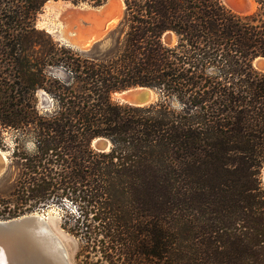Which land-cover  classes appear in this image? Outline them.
Here are the masks:
<instances>
[{
	"label": "trees",
	"instance_id": "16d2710c",
	"mask_svg": "<svg viewBox=\"0 0 264 264\" xmlns=\"http://www.w3.org/2000/svg\"><path fill=\"white\" fill-rule=\"evenodd\" d=\"M48 1L0 0V220L60 206L80 264H264V0H123L101 54L38 30Z\"/></svg>",
	"mask_w": 264,
	"mask_h": 264
},
{
	"label": "water",
	"instance_id": "95a60500",
	"mask_svg": "<svg viewBox=\"0 0 264 264\" xmlns=\"http://www.w3.org/2000/svg\"><path fill=\"white\" fill-rule=\"evenodd\" d=\"M113 31L114 29L100 41L84 48V51H90L97 43L106 42ZM253 65L255 68L258 66L259 69H264V58L255 59ZM113 96L122 104L136 107L148 106L158 100L156 91L145 86L128 88L114 93ZM92 146L95 150L104 152L109 149L110 142L104 138H98L94 140ZM8 155V152L0 149V177L7 168ZM14 249L18 250L15 254L11 252ZM0 264L71 263L65 245L56 235L47 218L44 215L31 213L0 220Z\"/></svg>",
	"mask_w": 264,
	"mask_h": 264
},
{
	"label": "rangeland",
	"instance_id": "374dc122",
	"mask_svg": "<svg viewBox=\"0 0 264 264\" xmlns=\"http://www.w3.org/2000/svg\"><path fill=\"white\" fill-rule=\"evenodd\" d=\"M51 1H53V2H58V1L60 2L61 1V2H64V3H69L74 8L80 9L82 12H88L90 10H93V9L95 10L96 9L97 11H95L94 13L99 14L100 13L99 12L100 8L103 7L104 5H106L110 0H103V3L101 5H99V6H97L95 4V1H89V0H82L78 4H73L70 1H64V0H57V1L51 0ZM221 1L223 2V0H221ZM228 1H229L228 3H225V2L223 3L225 5V7L227 9L231 10L232 12H234L236 14H239V15H250V14L254 13L256 11V9H257V5L254 3V1H253V4L248 2V0H228ZM230 2L235 3L239 8L238 7H234L233 8V6L230 5L231 4ZM124 11H125V6L123 8V15H122V17L120 19V22L114 28V31L112 32L110 37L107 38V41L95 44L94 47L90 51L93 50L94 53L101 54V53L107 51L111 47L113 42L120 35V29H121L120 27H121V23H122L123 18H124ZM107 12H109V11H107ZM60 14L61 13H59V12L48 10L46 8V6L44 5V7L41 9L40 12H38V14L36 16L35 25H36V28L38 30H41V31L47 33L51 37L53 42H55L56 44H59L60 46L65 45L67 47H71L70 45H68V43L66 41H64L61 38H59V33L63 32V31L64 32L67 31V29H66L67 27L64 25L63 21H61ZM82 20H83L82 21V25L85 26V28L87 29L88 33L94 31V33L96 34V32L98 30H99V32H101L102 30L106 29V28H104L105 27L104 26V27H102V30H101V27H99V29L93 30V28H90V27H92L91 23L85 21L84 19H82ZM90 30H92V31H90ZM49 31L50 32L51 31L54 32L56 35L54 33L53 34L49 33ZM106 35H104V36H106ZM259 71H261V70H259ZM53 72H55V71H53ZM40 98H41L40 100H43V105H45L47 103L48 99L46 97H41V96H40ZM113 99L115 100L114 96H113ZM4 136H6L7 140L8 139L10 140L11 133H5ZM263 176H264V166H263L262 171H261V181H262V186L264 188ZM10 185H11L10 182H7V181L1 182L0 181V189H8V188H10ZM65 206H66V208H68L70 210H75L74 206L71 205L69 202H66ZM33 213L44 215L47 218V220L49 221V223H50L51 227L53 228L54 232L56 233V235L61 239V241L65 245V248H66V250L68 252L70 263L71 264H80V261L77 259V254H78L79 248H80L79 241L76 238H74L73 236H71L70 234H68L67 232H65L61 228V217H62V214H63L62 208L60 206L51 205V206H48L46 208L37 210V211H35ZM29 214H31V213H29ZM26 215H28V214H26Z\"/></svg>",
	"mask_w": 264,
	"mask_h": 264
},
{
	"label": "bare ground",
	"instance_id": "6f19581e",
	"mask_svg": "<svg viewBox=\"0 0 264 264\" xmlns=\"http://www.w3.org/2000/svg\"><path fill=\"white\" fill-rule=\"evenodd\" d=\"M224 2L228 3L229 1L223 0V3ZM248 2L253 4V0H248ZM230 3L233 8L238 7L235 3ZM45 6L48 10L61 13L60 18L67 27V31H60L61 33H59V38L66 41L68 45H70L75 50L81 49L78 51H84V48L89 47L92 45V43L99 41L104 35L107 34L108 31L114 29L117 26L123 15L124 3L122 0H110L106 5L100 8L99 14L94 13L97 11L96 9L90 10L88 12H82L80 9L74 8L69 3H64L61 1H49L45 4ZM82 19L91 23L92 27L90 28H93V30L99 29V27H101L102 30V27L104 26L106 29L102 30L101 32L98 30L96 34L94 31L88 33L85 26L82 25ZM49 33L53 34L54 32L49 31ZM87 37L90 39L87 40ZM256 68L261 71L264 70L259 69L258 66ZM11 252L15 254L18 252V250L14 249Z\"/></svg>",
	"mask_w": 264,
	"mask_h": 264
}]
</instances>
